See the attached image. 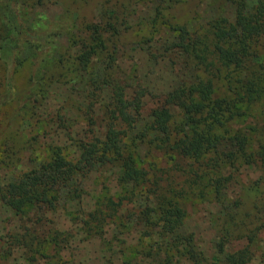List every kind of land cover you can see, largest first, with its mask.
Listing matches in <instances>:
<instances>
[{
  "label": "rangeland",
  "instance_id": "374dc122",
  "mask_svg": "<svg viewBox=\"0 0 264 264\" xmlns=\"http://www.w3.org/2000/svg\"><path fill=\"white\" fill-rule=\"evenodd\" d=\"M161 5L163 18L157 15ZM218 18L234 22L230 1L0 0V52L10 38L18 44L11 62L0 58V97L13 88L9 101L0 99V185L50 160L56 150L68 161L79 159V141L87 136L84 113L91 92L90 77L77 60L85 46L99 47L93 59L99 70L112 67L117 80L146 93V122L155 102L178 78L189 79L192 74L188 68L179 70L181 59L162 52L176 36L170 26L199 30ZM94 31L102 43L91 42ZM25 32L47 38L42 51L23 36ZM215 97H228L224 84L217 85ZM27 100L30 103L23 111ZM99 100L93 129L103 137L107 93ZM263 108L264 100L244 108V115L222 131L247 136L249 157L220 171L226 179L220 194L209 186L207 177L194 193L178 197L172 192L184 212L176 233L161 234L137 218L147 203L141 190L103 233L83 225V213L92 211L99 199L125 196L131 189L119 184L120 170L110 166L79 175L75 185L82 190L80 201H64L56 210L30 207L18 213L0 200V264H230L229 257L244 252L248 254L245 264H264V162L256 156L264 143ZM179 119L176 116V122ZM225 142L222 152H232ZM136 144L143 164L162 170L170 167L169 159L146 141ZM171 180L176 187L184 181L180 174ZM55 231L60 244L51 243ZM35 236L49 242L33 245L34 252L15 243Z\"/></svg>",
  "mask_w": 264,
  "mask_h": 264
},
{
  "label": "trees",
  "instance_id": "16d2710c",
  "mask_svg": "<svg viewBox=\"0 0 264 264\" xmlns=\"http://www.w3.org/2000/svg\"><path fill=\"white\" fill-rule=\"evenodd\" d=\"M227 1L235 7L234 22L218 18L199 30H191L187 25L170 26L176 36L162 52L181 59L179 70L188 68L192 74L189 79L178 78L171 90L155 102L146 122L143 120L146 93L117 80L112 67L99 70L93 62L99 47L85 46L77 60L78 66L90 77L87 84L91 92L84 113L88 122L87 136L79 141V159L68 161L56 150L50 160L15 181L0 185V200L18 213L30 207L56 210L64 201H80L82 190L75 185L79 175L114 166L120 170L119 184L131 189L125 196L99 199L92 211L83 213V225L103 233L125 203L134 202L136 191L141 190L147 195V203L137 218L150 229L157 227L161 234L176 233L182 226L184 212L172 192L178 197L194 193L198 183L207 177L209 186L220 194L226 181L220 171L228 164L249 157L246 156L247 136L231 129L222 131L244 115V108L264 100V0ZM164 12L165 6L158 7L159 17L163 18ZM154 24H158V20ZM23 36L37 44L38 51H42L47 40L26 32ZM98 37L101 35L94 31L91 42L102 43ZM17 46V39H8L0 52L1 60L11 62ZM220 83L228 91L225 99L215 97ZM12 91L13 88L8 87L0 97L1 102L9 101ZM103 93H107L105 132L99 137L93 129V113ZM26 103L30 101H24L23 111ZM176 116L180 118L178 122ZM137 141H146L160 151L171 162L170 167L162 170L155 164H143ZM223 142H228L232 152H222ZM259 148L256 156L264 162V143ZM174 174L184 179L180 187L174 186L171 180ZM57 233L52 234L51 243L60 244ZM47 242L48 238L39 239V236L15 240L17 245L22 244L32 252L37 248L33 245L43 246ZM247 261L246 252L229 257L230 264Z\"/></svg>",
  "mask_w": 264,
  "mask_h": 264
}]
</instances>
